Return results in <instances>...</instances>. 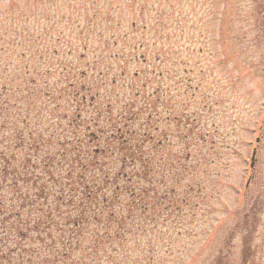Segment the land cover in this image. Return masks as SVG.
Listing matches in <instances>:
<instances>
[{
    "label": "rangeland",
    "instance_id": "rangeland-1",
    "mask_svg": "<svg viewBox=\"0 0 264 264\" xmlns=\"http://www.w3.org/2000/svg\"><path fill=\"white\" fill-rule=\"evenodd\" d=\"M32 263L264 264V0H0V264Z\"/></svg>",
    "mask_w": 264,
    "mask_h": 264
},
{
    "label": "trees",
    "instance_id": "trees-1",
    "mask_svg": "<svg viewBox=\"0 0 264 264\" xmlns=\"http://www.w3.org/2000/svg\"><path fill=\"white\" fill-rule=\"evenodd\" d=\"M30 194H32V193H30ZM22 199H23V201H26V199L29 200L28 198H22ZM22 222L23 221L20 220L19 224L16 227L12 225V226H10V227L7 228V230L10 232L11 235L13 234L14 236H16L20 232V226H21V228L23 227L22 226L23 225ZM82 222H83L82 221V218H80V215H78V220H76L75 222H73V226L75 227V230H70L71 238H73L74 236H78L81 233L82 227H81L80 223L82 224ZM9 240H12V239L10 237H8L7 239H5V243L3 244V247H6L7 246V242ZM67 243H65V242L62 241V244H63L64 247H67ZM70 244H72V243H70ZM7 248H8V246L6 247V250H7ZM6 253L4 251V255H6ZM29 260H32V259H29ZM32 264H34V263H32Z\"/></svg>",
    "mask_w": 264,
    "mask_h": 264
},
{
    "label": "flooded vegetation",
    "instance_id": "flooded-vegetation-1",
    "mask_svg": "<svg viewBox=\"0 0 264 264\" xmlns=\"http://www.w3.org/2000/svg\"><path fill=\"white\" fill-rule=\"evenodd\" d=\"M246 197V195H245ZM261 195H254L252 199H254V203L253 205L251 206V211L253 213H255V215H258L259 213H261V210L263 208V205H262V200H261Z\"/></svg>",
    "mask_w": 264,
    "mask_h": 264
}]
</instances>
